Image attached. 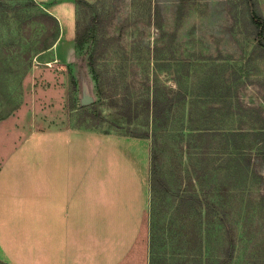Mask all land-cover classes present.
<instances>
[{"label": "rangeland", "instance_id": "1", "mask_svg": "<svg viewBox=\"0 0 264 264\" xmlns=\"http://www.w3.org/2000/svg\"><path fill=\"white\" fill-rule=\"evenodd\" d=\"M85 1L90 40L67 54L41 5L0 0V261L33 262L21 211L49 189L52 154L84 152L68 166L88 168L87 195L100 176L104 205L121 193L116 213L139 228L124 264H264V57L242 0Z\"/></svg>", "mask_w": 264, "mask_h": 264}, {"label": "crops", "instance_id": "2", "mask_svg": "<svg viewBox=\"0 0 264 264\" xmlns=\"http://www.w3.org/2000/svg\"><path fill=\"white\" fill-rule=\"evenodd\" d=\"M33 1L41 5L58 23L59 34L50 48L56 47L68 54L74 47L75 0ZM57 60L58 58H54L51 62L55 63ZM52 155L57 164L55 168L52 171L41 170L40 172L42 182L49 189L35 196L37 201L33 216L28 213L30 209L28 203L20 214L26 223V234L22 235L26 237V240H34L32 245H35L34 249L29 247L30 250H26L24 246V257L27 256L26 253L32 254L33 262L31 260L28 263L23 259L14 263L6 258L7 262L9 264H124L125 257L130 254L136 243L135 238L137 240L139 228L126 216L123 218L116 213L119 212L117 201L122 198L121 193L118 195V200L117 194L114 193L111 200L114 202H111L107 208L98 192L100 176L93 182L96 189L95 192L91 191L90 196L86 193L88 178L84 171L88 168H85L83 163L78 170L81 174L80 178L76 179L74 170L68 166V163H71L70 160L75 157L85 159L86 153L57 152ZM137 161L140 163L139 158ZM104 186L108 191L107 185L104 184ZM120 189L121 187L117 188L114 185L113 192H118ZM92 196H94L93 199H91ZM43 202L46 204H42ZM125 228L129 231L128 235L124 231ZM129 262L128 264H139L141 261Z\"/></svg>", "mask_w": 264, "mask_h": 264}, {"label": "trees", "instance_id": "3", "mask_svg": "<svg viewBox=\"0 0 264 264\" xmlns=\"http://www.w3.org/2000/svg\"><path fill=\"white\" fill-rule=\"evenodd\" d=\"M241 3L244 4L246 9L248 10L250 24H251L253 32H254L253 34L255 35L254 38L256 41V45H255L254 52L258 53L259 56L264 57V18L260 14V12L257 11L258 2H257V0H242ZM88 5H89L88 2H86L85 0H75L76 21H75V31H74V46L78 51L83 49V47L90 40V37H91L92 28L90 26H88L87 24H84L83 22L81 23L79 21V19H77V14L79 15V13H81V10L88 7ZM49 18H51L54 21L55 33H56L55 40H56L58 37V34H59L58 23L53 17L49 16ZM55 40H54V42H55ZM88 59H89L88 66L90 68L91 73L95 77L96 68L94 65L93 57L90 55V57ZM162 103L163 102H161L157 97L152 98V100L148 99V100H146L145 107L142 110V112L146 113L147 115L150 114V112H151L152 121L154 122L156 129L159 127L158 124H159L160 119H162L164 117V106ZM93 106L94 105H91L90 107H93ZM138 115L139 114H137V113L134 114V116H136V117ZM129 120H130V117H129ZM134 136H136V135H134ZM136 137L147 138L148 134L145 133V134H142V135H139ZM152 175L154 176L155 172H153ZM225 175H226V177L230 178V172H225ZM224 180H225V176L222 177V180L220 183H224ZM151 182H152L151 186H153V178L152 177H151ZM205 182H206V180L203 181V183H205ZM212 187L216 188L214 186V184L212 185ZM223 193H225V189L222 185L219 186V188L217 189V192L211 188V190H209L207 195L205 192L203 193L202 198H199L198 196L195 195L194 197H195L196 201H195V204L194 205L192 204V205H193V207H196V206H203V207L208 206V207H210L211 205L214 207L215 206V204L213 202L214 199L215 198L219 199L218 197L221 196ZM180 202L185 203V201H183V200H181ZM223 214H225V212H223ZM203 222H204V219H203ZM233 253H234V246L230 247V243H229V245L227 246L226 252H225V256L227 258L231 259L233 257ZM225 263L226 262H224V264ZM0 264H7V263L0 261ZM220 264H223L222 260H221Z\"/></svg>", "mask_w": 264, "mask_h": 264}, {"label": "water", "instance_id": "4", "mask_svg": "<svg viewBox=\"0 0 264 264\" xmlns=\"http://www.w3.org/2000/svg\"><path fill=\"white\" fill-rule=\"evenodd\" d=\"M89 100H83V104L89 103Z\"/></svg>", "mask_w": 264, "mask_h": 264}]
</instances>
